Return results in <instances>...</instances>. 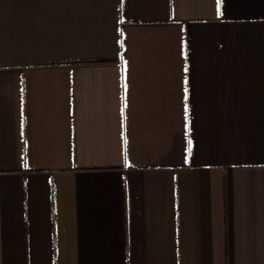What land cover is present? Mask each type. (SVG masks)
<instances>
[{
	"label": "crops",
	"instance_id": "0c3cea01",
	"mask_svg": "<svg viewBox=\"0 0 264 264\" xmlns=\"http://www.w3.org/2000/svg\"><path fill=\"white\" fill-rule=\"evenodd\" d=\"M0 264H264V0H0Z\"/></svg>",
	"mask_w": 264,
	"mask_h": 264
}]
</instances>
